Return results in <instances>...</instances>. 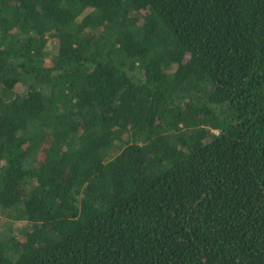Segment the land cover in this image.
<instances>
[{
	"label": "trees",
	"instance_id": "1",
	"mask_svg": "<svg viewBox=\"0 0 264 264\" xmlns=\"http://www.w3.org/2000/svg\"><path fill=\"white\" fill-rule=\"evenodd\" d=\"M0 220V264H264V0H0Z\"/></svg>",
	"mask_w": 264,
	"mask_h": 264
},
{
	"label": "rangeland",
	"instance_id": "2",
	"mask_svg": "<svg viewBox=\"0 0 264 264\" xmlns=\"http://www.w3.org/2000/svg\"><path fill=\"white\" fill-rule=\"evenodd\" d=\"M54 46H55V42L52 40V41H50L49 43H48V45H47V47H46V51L48 52V56L47 57H49L50 56V54H52L53 52H54ZM21 89V88H20ZM45 90V89H44ZM2 220H0V222H1ZM6 224H8L6 221L4 222H1L0 223V225L1 226H4L5 227V225ZM20 225H23V223H21L20 222Z\"/></svg>",
	"mask_w": 264,
	"mask_h": 264
}]
</instances>
